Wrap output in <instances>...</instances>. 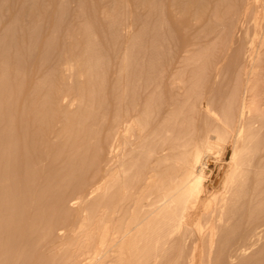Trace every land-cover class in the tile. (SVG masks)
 <instances>
[{
    "label": "bare ground",
    "instance_id": "1",
    "mask_svg": "<svg viewBox=\"0 0 264 264\" xmlns=\"http://www.w3.org/2000/svg\"><path fill=\"white\" fill-rule=\"evenodd\" d=\"M203 1L189 0L187 6L175 1L174 5L180 13L190 9L189 19L197 22L208 14L217 15L226 3ZM234 1L223 13L228 17V36L219 54L215 51L219 33L207 30V25L199 27L202 36L192 38L175 60L158 68L154 78L155 85L180 88V75L187 71L194 101L184 119L200 120L208 128L201 145L184 151L175 186L164 182L175 167L158 171L157 162L168 160L167 151L175 150V117L182 112L175 108L176 101L158 112L157 106H150L154 96L145 90L141 70L131 69L138 62L127 55L126 46L119 52L105 92L109 112L99 114L92 113V102L101 98L106 81L102 84L104 74L89 42L76 57L58 61L53 83L46 86L37 81L21 98L22 74L0 62V264H147L149 239L156 235L152 247L157 244L161 252L158 264H264V0ZM79 76H84L83 86L76 81ZM72 78L78 99L64 83ZM207 78L210 87L218 79L226 88L216 110L209 107L212 99L198 95ZM75 99L79 110L72 111ZM208 132L225 136L227 145L221 151L228 148L229 155L218 188L201 200L204 171L211 167L208 159L213 155ZM91 145L103 152V160L94 166L87 183L77 180L72 187L78 164L88 160ZM43 166L53 170L34 191L32 174ZM17 175L26 184L22 191L15 189ZM68 184L74 190L69 197L63 191ZM52 189L59 191L46 200ZM144 199L148 202L143 205ZM210 202L214 206L208 209ZM57 205L80 208L74 223L66 226L55 220ZM199 206L204 210L198 211ZM199 218L210 221L208 231L188 229ZM65 232L78 237L73 248L63 245ZM51 234L53 239L47 241ZM32 252L38 254L33 257Z\"/></svg>",
    "mask_w": 264,
    "mask_h": 264
},
{
    "label": "rangeland",
    "instance_id": "2",
    "mask_svg": "<svg viewBox=\"0 0 264 264\" xmlns=\"http://www.w3.org/2000/svg\"><path fill=\"white\" fill-rule=\"evenodd\" d=\"M175 1H181L185 4V6H187L189 0L187 1L186 0H158V1L157 0H0V48H1L0 62L5 63L6 65H8V67L14 66L19 71L20 75L22 74L21 75L22 77L20 76V82H21L20 98H21L24 95L25 90L27 91L28 88L33 87L37 81H42V83H44L43 85L46 86L53 83L54 80L57 78L56 70H57L58 61L64 58V56L71 55L76 57V55H78L82 50H85L84 47L89 42L90 51H95L99 58L100 69L103 70V72H101L100 70V74L105 75V76L102 75L103 77L101 81L102 84L104 83L103 81H106L102 85V92L100 94L101 98H99V100L94 99V101L92 102V111H93L92 113L99 114L102 111L109 112L108 96L105 92H108L109 86L111 85L110 80L113 79L114 71L117 69L118 64H116V62H117V57L120 56L119 52L122 53L123 52L122 49L124 50V47L126 46L128 49L126 50L127 55L131 57L133 61L138 62V65L136 64L137 67L134 65L133 62L131 69L135 70V68H137V70H141V77H142L141 82L142 83L145 82L143 83L147 88V89L145 88V90L151 92L152 96L160 100L159 101L158 99H156L155 101L153 97L150 106L153 108L157 106V112H158V109L162 111V109H164L166 105L167 106L169 104L174 105V102L176 101L175 102L176 106L174 105L175 108L178 110L180 109L179 111L182 112L181 115H177L175 117L176 123L178 124L173 134L178 131L177 133L178 135L174 134L175 135L174 136L173 134H169V135H173L175 139L176 151L175 150L167 151V153L170 154L169 155L170 158L162 162H157L158 171H161L168 167L171 168L172 170V168L175 167L172 170V172H174L173 176L164 180L165 183L171 182L170 184L175 186L179 182L178 167H179V161L181 160L184 151L185 152L191 151L194 149L195 146L201 145L202 142H204V140L208 136L206 133L208 128L207 127L204 128L202 122L200 123V120H195L194 122H191L185 120L186 118L184 119L183 114L186 111L187 107L189 106L188 104L189 103L192 104L193 103L192 101H194L193 94L191 93L190 95V91L192 92V89H189L187 87L189 85V80H190L187 71L184 72L185 74L182 73L183 76L180 75V79L182 78L180 80V88H173L175 90H173L171 87L162 86V84L155 85L154 81L157 79L154 78H157L156 72L161 67L169 64L178 57L177 56L178 53L182 51L185 45H188V43L192 41V38L194 37L200 38L202 36L203 33H200V30L202 29L203 26L207 25L208 29L207 27H205L207 30L210 29L213 30L212 32L215 31L214 33L216 32L219 33L218 39H220L221 41L220 40L218 41V39L215 41V46H216L215 51L216 54H219V50H221L225 46L227 42L226 36H228L226 34L228 33L227 32L228 28L225 22V19L228 17H226L227 15L225 14L223 15V13L226 12L227 10L226 7L229 6V4L232 5L233 3H235L234 0L232 1L224 0L226 3L225 5L219 6L218 13L217 15L215 14L216 16L215 15L211 16L210 14H208V16L206 15L203 17V19L197 20L196 22L194 20L191 21L189 19L190 9L185 8L186 9L185 12H181V13L177 12L174 5ZM206 1L207 3L209 2L208 0H205L203 1L204 4ZM171 13L173 15L174 13H178V16L180 15L179 19L182 20L183 24H180L181 21L178 19V17H176L177 14L174 18ZM176 20L178 21V23ZM172 21L174 22L175 25H173ZM178 24L180 26H178L177 29L175 27ZM199 27L201 29H199ZM196 30L199 32L197 33ZM191 35H193V37ZM212 35L214 34L211 33V36ZM186 47L187 46H185V48ZM65 53H67V55H65ZM14 64H16V66ZM103 67L105 68L103 69ZM18 68H21V70ZM142 73H144V75ZM147 76L149 77L147 78ZM146 79L148 80L150 79V80L148 81ZM217 80L215 85L213 87H210L209 78H207L206 81L204 82L205 87L201 89L198 88L200 89L198 95H204L209 100L212 99L210 101L209 107H212L215 110L223 102V97L226 93V88L224 87V83L219 84L217 83L219 82V80L218 81ZM76 81L77 83H79V86H83L84 84L83 82H85L84 76L76 77ZM150 81L152 83H150ZM64 83L66 84V87L70 88L71 90L70 95L76 96L75 95L76 92L74 91L73 88L74 78ZM159 85L162 88H160ZM166 87L169 88L170 91ZM153 89H155L154 91L157 94L153 91ZM165 91H167V93L169 91L171 95L174 94L173 95L174 97L172 96L173 97L172 98L170 94H167L168 97L165 98L164 96L166 95ZM103 97H107V99ZM180 98H184V99H181L182 100L181 101ZM76 99H78L77 96ZM76 99L75 102H73L72 108L70 107L72 111L79 110L78 107L79 105H77L78 100ZM176 99L180 102V104L179 102H177ZM157 100L158 103H155L157 102ZM214 102L216 105L214 104ZM98 104H100V106ZM158 119L159 118L157 117V123H159ZM178 128H180V130ZM208 134H211V136L210 135L209 136L211 137V141L213 142V149H212L213 155H211L208 159V164L211 167L209 166L210 168L204 171L203 188L202 191L200 192L201 194L200 193L198 194V197L201 200L206 199L210 195V193L214 191L216 187L218 188L220 178L223 175V172L226 167L225 162L227 161L228 158L227 156L229 155L228 148L227 150L221 151V149H223V147L227 145V143L225 142L227 141L225 136L221 134H217V132H210V133L208 132ZM224 139L226 140L224 141ZM157 140L159 139L157 138ZM91 146L89 148L90 150H88V156H87L88 160L86 159V161L81 162L82 164H78L79 167L77 166L78 171L75 174L76 178L74 177L75 179L73 178L72 182H70L72 184V187H74V185L76 184L75 181L78 182L82 179L83 180L85 179L84 182L87 183L88 180L87 178L90 177L89 175H91L94 166L99 165V163L103 160V156H104L103 152L102 153L97 152L95 150V145H91ZM182 149L183 151H180ZM18 150L19 148H17V151ZM91 153H92L91 155L92 157L90 156ZM158 154L159 152L157 148V155ZM175 154L177 155L175 156ZM140 159H143V155L140 156ZM152 159L153 156L151 157V160ZM88 163L89 166L87 165ZM84 165L86 168L84 167ZM36 169L35 170L37 172L34 171L36 175L34 172H33L34 175L32 174V178L34 180L32 185H34V187L35 186L37 187V185L43 182L45 178L47 179L48 176L51 174V171L53 170L52 167L50 166H45V167L43 166L39 169L38 168ZM87 170H89V172ZM79 175L82 176L81 179L79 178ZM15 179L17 180L16 185L20 184V188L17 187L18 185L15 186L16 191L24 190L26 184L22 182L23 180L20 179V176H18V178ZM71 184H68L69 186H67L69 189L72 188L70 187ZM36 187L34 188L35 190L33 188L32 189L34 191H37ZM67 187L63 186V191L65 189L66 191L64 192L65 194L67 193L66 195L67 197H69L71 196L72 192H74V190L72 188L71 190L68 191ZM59 189H52L51 190L52 193L50 192L51 194H49L50 196L48 195L49 197L48 196L46 197V200L50 199L51 196L52 197L55 196L54 192L55 194H57V191H59ZM147 202L148 200L146 201V199L142 200L143 205L146 204ZM210 204L208 206V209L214 206L213 205L214 202H210ZM55 209L53 213L55 220H57V222H59L60 224L65 223L66 226L70 225V221H72L71 224L74 223L76 213L78 214L80 210L79 207L77 208L78 210L76 208L74 209L72 208V210L71 208H69L68 210L67 207L66 209H63V206L60 205H57ZM200 209H202L201 211H203L204 206H199L197 210L200 211ZM65 212L66 213L68 212L69 214L68 213L66 214ZM64 213L66 216L64 215ZM85 213L86 215L88 214L87 211ZM214 217L215 215L212 218L214 219ZM59 223L58 225H60ZM209 225H210V221H206L205 219L199 218V219H195L190 225H188L189 226L188 229L194 231L196 230V228L198 229L200 228L203 231H208ZM51 235H48L46 237L47 241L51 240V238L53 239V234ZM73 236L72 235L70 236V234L65 232L63 238V245L66 246L67 244H69L70 247L73 248L76 244L75 241L78 240V237H75L76 235L73 234ZM156 238L157 235L151 236L149 239L151 241V251H149L148 253V256L150 255V257L147 261L148 262L147 264H158L160 262L159 257L161 255V252H157L156 249L157 244L155 245V248L152 247L154 246V244L152 243H155L157 240ZM32 253L31 255L33 257H35L38 254V252H32ZM16 264H23V263H16Z\"/></svg>",
    "mask_w": 264,
    "mask_h": 264
}]
</instances>
